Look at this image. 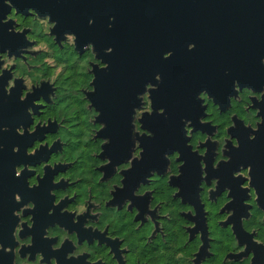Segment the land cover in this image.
Masks as SVG:
<instances>
[{
    "label": "flooded vegetation",
    "instance_id": "af4514ba",
    "mask_svg": "<svg viewBox=\"0 0 264 264\" xmlns=\"http://www.w3.org/2000/svg\"><path fill=\"white\" fill-rule=\"evenodd\" d=\"M0 264H264V0H0Z\"/></svg>",
    "mask_w": 264,
    "mask_h": 264
}]
</instances>
